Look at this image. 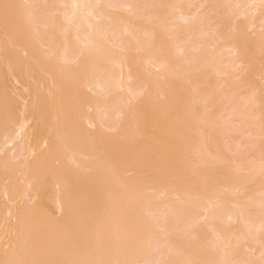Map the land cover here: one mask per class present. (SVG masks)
Listing matches in <instances>:
<instances>
[{"label":"bare ground","instance_id":"1","mask_svg":"<svg viewBox=\"0 0 264 264\" xmlns=\"http://www.w3.org/2000/svg\"><path fill=\"white\" fill-rule=\"evenodd\" d=\"M168 1L0 0V264H264V0Z\"/></svg>","mask_w":264,"mask_h":264},{"label":"rangeland","instance_id":"2","mask_svg":"<svg viewBox=\"0 0 264 264\" xmlns=\"http://www.w3.org/2000/svg\"><path fill=\"white\" fill-rule=\"evenodd\" d=\"M148 1H150V0H148ZM163 1H165V0H163ZM170 1H172V2H171V4H172L175 0H170ZM195 1L198 2V0H195ZM195 1H194V2H195ZM202 1H203V0H202ZM216 1H219V3H221L220 1H223V0H216ZM152 2H153L154 4H153ZM166 2H168V3L170 4V2H169L168 0H166ZM197 2H196V3H197ZM200 2H201V0H200ZM211 2H212V0H209V4H211V5L215 4V1L212 2L213 4H212ZM150 3H151V4H150ZM196 3H194V4H195V5H194V8H195V9H196ZM219 3L217 2V4H215V6L217 5V8H216L214 5H213V6L208 5L209 8L212 7L213 9H209V8H208V9H207V12H208V10H210V13H211V10L213 11V13L216 12V15H215V13H214V15H215L216 18H214V19L211 18V20H214V21H213V23H214V22H215V19L220 18V19L223 21V22L220 24L221 26L218 24L219 26L217 25V26L215 27V29H214V28L212 29V28L210 27V23H212V22H210V21H211V20H210V17H212V14L210 15V13H209V15H207V25L209 24L208 26L211 28V30H213V35H214V33L217 34L216 36L219 37V38H217V37H215V38H217L218 40L220 39L219 42H223V41H225V40H226V41H228V40L230 41V39L232 38L231 36H230L231 38H230V37H227V39H226V38L223 39V38H221V37H222V36H223V37H226L227 35H229V33L232 34V33L234 32V30H232V29H233V28L235 29V26H234L235 24L233 25V23H235V21H234L233 19L236 18V17L234 16L235 10H232V9H231L232 11H228V8L230 9V7L227 8L228 5H226V8H225L226 10L224 9V11H223V12H225V14H224V13L222 12V10H221V9L224 8V7H222V6H224V2H223L222 4H220V6H219ZM225 3H226V2H225ZM149 4H150V5H155V0H151V2H149ZM198 4H199V2L197 3V5H198ZM202 5H203V3H202ZM202 5L200 4V7H201ZM198 6H199V5H198ZM198 6H197V7H198ZM220 7H222V8L219 9ZM214 8H216V9H214ZM154 9H155V7H154ZM201 9H202V7H201ZM201 9L198 8V9H196V10L198 11V10H201ZM218 9H219L220 11H219ZM156 11H157V10H156ZM152 12H153L154 14L157 13V12H155V10H153ZM152 12H151V15H153ZM198 12H199V11H198ZM218 12L220 13V15H221V13H223L225 16H226V14H228V13H231V15L229 14L228 16H226V18L228 17L229 19H226L224 15H222V16H221L222 18H221V17H219V13H218ZM227 12H228V13H227ZM158 13H159V11H158ZM159 15H160V13H159L158 15L156 14V15H155L156 18H159ZM217 15H218V16H217ZM153 16H154V15H153ZM155 16H154V18H155ZM209 16H210V17H209ZM232 16H233V17H232ZM231 17H232L233 19H232ZM224 18H225L226 20H224ZM208 19H209L210 21H209ZM229 20H230V21H229ZM232 20H233V21H232ZM225 21H226V23H225V25L223 26V24H224ZM217 22H218V19H217ZM220 22H221V21H219L218 23H220ZM227 22H229V24H228ZM215 24H217V23L215 22V23H214V26H215ZM230 24H232L233 26L230 25ZM217 27H218V28H217ZM225 27H226V28H225ZM216 28H217V30H216ZM221 28H224V29L222 30ZM228 28H229V29H228ZM219 29H220V30H219ZM226 29H227V32H226ZM215 30L218 31V33H216ZM221 31L224 33V35H222L223 33H222ZM231 31H232V32H231ZM219 32H221V33H219ZM225 32H226V33H225ZM205 35H206V34H205ZM214 36H215V35H214ZM220 36H221V37H220ZM205 37L207 38V36H205ZM206 38H205V39H206ZM229 38H230V39H229ZM221 39H222L223 41H222ZM206 40H207V39H206ZM232 60H233V59H232ZM230 61H231V58L227 60V63L229 62L228 65L230 64ZM227 63H225V65H227ZM231 63H232V62H231ZM228 65H227V66H228ZM240 70H241L240 72L243 74L244 70H243V71H242V69H240ZM237 72H238V76L240 75V81H242L241 85H242V84L244 85V83H245V85H246V86L244 85L245 87H243V85H242L243 90H245V89L247 90L246 87H248V83H246V82H248V81H247L246 79H245L246 81L244 80L245 76H244V77H243V75L241 76V74L239 73L238 70H237ZM237 72H236V73H237ZM236 76H237V75H236ZM8 78H9V76H8ZM11 79H12V78H11ZM11 79H8V80L6 79V80H7L6 82H7V84H9V83L12 82V87H13V86H14V85H13V82H14V81H12L13 79H12V80H11ZM238 79H239V78H238ZM243 80H244V83H243ZM8 81H9V82H8ZM10 81H11V82H10ZM241 85H240V86H241ZM10 86H11V85H10ZM242 87L239 88L240 91H239L238 93H239L240 96H243V97L245 98L246 96H245V94H244L243 92L246 93V91H243V92H242V90H241ZM244 88H245V89H244ZM231 92H233V91H231ZM240 92H241V94H242V93H243V94L241 95ZM228 93H229V92H227V94H228ZM233 94H235V93H233ZM230 95H231V94H230ZM230 95L228 94L227 97H228V98L231 97ZM232 96H234V95H232ZM240 96H239V97H240ZM234 97H235V96H234ZM243 97H242V98H243ZM226 104H227V103H226ZM227 106H228V105H227ZM229 106H231V105L229 104ZM228 108H229V107H228ZM232 108H233V106L230 107V109H232ZM116 120H117V119H116ZM98 133H99V132H98ZM248 133H249V132H248ZM250 133H251V134L254 133V135H256V136H254V137L252 138L253 134H252V135H249V134H248L247 136H245V135L247 134V132H246V134L244 133V134H245V135H244L245 138H247V137L249 138V137H250L249 140L246 139L247 141H250L251 138H252V139H255V138L257 139V138H258V137H257V134H255V133H257L256 131H255V132H252V131H251ZM235 134H236V133H234V136H232L233 134L231 135L232 138H233L234 140L231 138L230 141H231L232 143H234L233 145H234V147H235V149H233L234 147H231L232 145L230 144V145H231V146H230V147H231V151L233 150V151L235 152L236 149H237L238 151H241V152H242V149H243V151L245 152V151L249 150V149H247V148H245V147H248V148L250 147V148H251V147L253 146L252 148L254 149V151L256 150V152H257L258 149H256V147H258V146H257V144H256V147H254V145H255V143H256L255 141H253V143H252V141H250V143L248 142V144H247V141H246V144H245V142H243V141L240 140V144H239V142H237V141H239V139H241V138L239 137L240 135H239L238 133H237V135H235ZM236 136L239 137V139H237ZM256 141H257V140H256ZM236 143H237V144H236ZM241 143H243V144H241ZM252 144H253V145H252ZM247 145H248V146H247ZM250 145H252V146H250ZM240 146H243V148H241ZM244 146H245V147H244ZM236 147H238V148H236ZM246 149H247V150H246ZM253 149H251L252 151L249 150V151L251 152V154H253L252 152H254ZM262 149H264V145H263V144H262V147H260V149H259V153H258V152L256 153V157H257V159H261V160L264 161V158H263V157H264V153L262 154V152H264V151H263ZM238 151H237V152H238ZM241 152H239V153H241ZM250 152H246V154H244L245 157L248 156L247 153H249V157L253 158V160L256 159V157L254 158V155H255V154L251 155ZM260 153H261V154H260ZM259 154H260V156H258ZM262 156H263V157H262ZM261 157H262V158H261ZM247 159H248V157H247ZM257 159H256V160H257ZM261 160H260V161H261ZM250 161H252V159H251ZM199 219L201 220L202 218H199ZM245 252H246V250H245ZM241 256H242V255H241ZM241 256H240V259L242 258L241 261H243L244 257H243V256L241 257ZM255 259H258V258L255 257ZM244 260H245V259H244ZM251 261H252V263H253L255 260L253 259V260H251ZM243 262H246V263H247L248 261H243ZM252 263H250V264H252ZM258 263H259V260H256L255 263H253V264H258ZM260 263H261V262H260Z\"/></svg>","mask_w":264,"mask_h":264}]
</instances>
